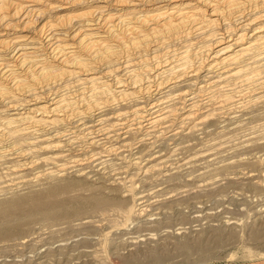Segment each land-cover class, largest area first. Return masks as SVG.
Returning a JSON list of instances; mask_svg holds the SVG:
<instances>
[{
	"label": "rangeland",
	"instance_id": "obj_1",
	"mask_svg": "<svg viewBox=\"0 0 264 264\" xmlns=\"http://www.w3.org/2000/svg\"><path fill=\"white\" fill-rule=\"evenodd\" d=\"M100 1L105 14L126 3ZM75 4L71 10L81 7ZM63 12L50 9L20 33L28 39L38 20ZM212 32L161 48L151 43L148 52L130 56L114 47L99 70L107 71L102 81L127 84L117 93L105 92L100 81L78 84L66 75L17 96L20 109L0 108V264H98L106 251L113 254L110 264L264 259V44L240 64L242 75L195 71L205 55L200 46L211 42ZM40 41L35 36L30 46L40 47ZM185 49L187 58L175 54ZM41 50L38 55L48 56ZM8 53L2 51V58ZM161 59L173 60L167 72L147 74L141 89L131 85L146 60ZM56 91L80 98L76 111L91 107L93 115L75 112L63 124H51L38 111L34 123L4 125L7 117L35 108L24 99ZM139 107L143 114L135 112ZM159 113L166 118L149 125L146 117ZM55 130L57 148L42 136ZM61 165L66 170L58 175ZM137 204L135 209H146L140 218L132 210Z\"/></svg>",
	"mask_w": 264,
	"mask_h": 264
},
{
	"label": "bare ground",
	"instance_id": "obj_2",
	"mask_svg": "<svg viewBox=\"0 0 264 264\" xmlns=\"http://www.w3.org/2000/svg\"><path fill=\"white\" fill-rule=\"evenodd\" d=\"M37 1H43L45 4L41 5ZM76 1L81 7L71 10V7L76 5ZM44 5L46 8L42 7ZM114 6H120V8L117 7L118 9L115 8L114 12L105 14L107 5H103L100 0H0V36H3L0 39V108H4L2 111L20 109L14 103L17 96H29V93L35 89L47 85L50 87L56 84L58 78L66 75L75 76L78 84L95 85L100 81L106 88L105 92H119L118 89L126 87L127 84L125 85L118 78L114 84L108 83L107 80L102 81L107 71L99 70L103 58L113 57L114 47H120L124 54L130 56V54H137L139 50L148 52L151 43L161 48L166 41L189 38L195 34L201 35L212 28L211 42L200 46L205 55L201 57L199 69L195 71L221 70L227 77L242 75L245 69L241 68L240 64L246 58L256 57L255 54L259 53H255V50L264 44V0H126L125 4H113ZM50 9L64 12L55 14L52 20L44 21L46 17L38 20L39 23H43H38L36 33H32L33 36L26 39L28 34H21V30L33 25L35 17L37 19ZM12 30L13 33H10ZM199 31L201 34L197 33ZM35 36L41 39L38 43L40 47L30 46L35 44L33 43ZM12 47L14 51L13 49L11 51ZM40 49L45 50L44 53L48 56L38 55ZM5 50L9 51L6 54L7 60L3 59L1 54ZM175 54H181L183 59L188 57L189 51L185 49ZM120 57L119 54L115 60L119 61ZM56 61H60L59 64L62 65H55ZM146 62L149 65L141 72L142 76H137L131 82L135 88H142L141 83L147 74L153 77V75L167 72L169 69L166 68L172 65L173 60L161 59L154 64L148 60ZM229 65L234 66L228 68ZM59 66L61 69L55 71ZM176 66L175 64L170 68L174 69ZM233 68L235 70H232ZM82 76L85 77L81 78ZM175 79L173 81L175 83L182 80ZM79 99L74 96L63 97L57 94V91L50 97L34 95V98L24 99V101L26 105L34 104L35 108H27V115L23 117L21 115L7 117L4 125L17 126L20 120L34 123L37 115L33 114L38 111H41L39 115L48 117V122L51 124L60 121L63 124L75 112L76 115L79 114L78 116H92L91 107H87L84 111H76L81 103ZM140 107L135 112L143 114L141 112L143 107ZM13 114L18 112L8 115ZM164 118H166L165 113H159L146 117V121L149 125H153ZM36 121L44 123L43 119ZM55 131L42 136H45L46 139H44L49 144L54 143L53 147L57 148L61 145L58 144L59 142L56 143V140L61 137L60 132ZM64 170H66L65 166L61 165L58 175ZM103 201L98 200L99 203ZM15 202L19 206L23 203L22 200ZM139 204L141 205V202ZM8 206L9 203L6 207ZM136 206L138 204L134 205L132 210H137L135 218H140L146 209H135ZM131 212L129 210L130 214ZM43 213L44 216H48L47 211ZM139 220L133 219L132 222L137 223ZM3 232L4 229L0 228V233ZM112 256L113 254L107 251L105 254L98 255V264H110L109 260Z\"/></svg>",
	"mask_w": 264,
	"mask_h": 264
},
{
	"label": "crops",
	"instance_id": "obj_3",
	"mask_svg": "<svg viewBox=\"0 0 264 264\" xmlns=\"http://www.w3.org/2000/svg\"><path fill=\"white\" fill-rule=\"evenodd\" d=\"M208 264H264V259L255 258L250 260H220Z\"/></svg>",
	"mask_w": 264,
	"mask_h": 264
}]
</instances>
